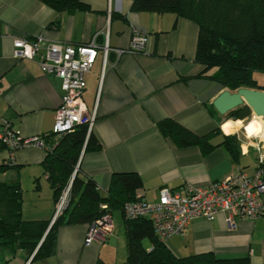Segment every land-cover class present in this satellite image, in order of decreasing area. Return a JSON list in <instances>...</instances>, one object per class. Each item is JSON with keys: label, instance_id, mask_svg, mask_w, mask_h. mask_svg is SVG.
Segmentation results:
<instances>
[{"label": "crops", "instance_id": "obj_1", "mask_svg": "<svg viewBox=\"0 0 264 264\" xmlns=\"http://www.w3.org/2000/svg\"><path fill=\"white\" fill-rule=\"evenodd\" d=\"M133 1L82 0L79 7L58 11L41 0H0V119L10 120L23 137H44L51 134L62 102L61 79L46 74L38 57L16 58L15 40L43 36L46 43L76 45L98 33L100 46L108 35L111 48L127 49L134 28L140 27L150 35L144 52L118 56L111 51L106 64L100 52L86 75L83 97L89 111L97 113L92 131L100 147L82 152L76 172L93 178L103 197L115 173L136 172L142 188L133 197L151 202L159 199L163 187L176 191L187 184L205 186L240 170L255 173L258 152L253 143L228 134L226 124L233 120L224 122L226 115L213 105L223 91L236 90L213 77L216 67L207 69L197 60L198 24L172 12H138L132 9ZM166 119L198 135L210 134L214 147L206 153L203 145L177 146L159 128ZM233 123L237 130L241 127ZM244 129L248 138L254 137L252 130ZM228 135L236 136L239 155L228 147ZM46 156V150L34 144L12 157L2 150L0 181L20 183L23 217L48 222L49 231L58 197L43 164ZM111 216L113 233L91 244L85 243L89 224L63 223L47 257L0 245V264H128L127 222L121 208ZM227 220L226 213L212 221L196 219L167 245L180 256L212 252L218 257L248 256L251 264H264V216L255 221L240 218L234 229ZM145 241L150 249L152 243Z\"/></svg>", "mask_w": 264, "mask_h": 264}, {"label": "trees", "instance_id": "obj_2", "mask_svg": "<svg viewBox=\"0 0 264 264\" xmlns=\"http://www.w3.org/2000/svg\"><path fill=\"white\" fill-rule=\"evenodd\" d=\"M41 1L58 11L82 5V0ZM132 9L138 12H172L195 21L199 26L197 60L207 69L217 68L213 77L223 87L231 90L263 88L257 85L253 72L264 71V0H134ZM245 107L248 106L230 112L226 118H236L232 120L242 126L243 121L237 119ZM158 125L164 136L171 137L179 147L203 145L206 153L214 147L209 142L210 134L198 135L171 119L160 121ZM51 136L46 138L52 151L44 160L45 170L58 199L72 178V196L69 207L49 231L48 222L23 217L20 183L0 181V245L36 251L34 258L47 257L54 251L59 225L91 224L106 212L101 208L103 203L108 205L110 212L119 208L124 212L128 202L138 200L133 193L142 188L138 173L119 172L112 177L108 196L103 197L93 178H84L76 172L82 152L100 147L98 138L87 125H78L58 139ZM236 139V136L228 135L226 143L234 154L239 155ZM2 150H7V147L0 142V152ZM125 220L128 264H251L248 256L218 257L212 252L177 255L167 242L157 236L149 219ZM145 240L152 243L150 249Z\"/></svg>", "mask_w": 264, "mask_h": 264}, {"label": "built area", "instance_id": "obj_3", "mask_svg": "<svg viewBox=\"0 0 264 264\" xmlns=\"http://www.w3.org/2000/svg\"><path fill=\"white\" fill-rule=\"evenodd\" d=\"M129 48H111L109 36L103 46L98 44L99 34L82 44H65L61 42L46 43L43 36L36 41L19 38L14 41V55L19 59L39 58L42 70L61 79L63 90L62 102L57 110L56 121L51 134L46 136L23 137L15 130L8 119H0V142L5 144L12 157L23 147L37 145L51 152L47 136L54 139L73 131L78 125H87L89 131L97 119L96 111H89L84 100L87 81L86 75L93 68L99 53L107 63L111 51L118 56L125 52L138 53L146 50L149 33L135 27ZM258 152L255 173L246 170L232 173L222 180L208 185L187 184L180 190L172 191L168 187L160 190L157 201L138 199L128 202L124 207V216L129 220L147 218L152 222L157 236L165 241L184 230L196 219L212 221L221 213L228 215V225L234 229L238 219L248 218L252 221L264 216V139L253 143ZM78 168V167H77ZM76 168V170H77ZM72 182L63 189L57 203L56 220L69 207L72 196ZM106 212L88 225L85 243L91 244L100 235L108 236L114 231L111 212L106 203L101 204Z\"/></svg>", "mask_w": 264, "mask_h": 264}, {"label": "water", "instance_id": "obj_4", "mask_svg": "<svg viewBox=\"0 0 264 264\" xmlns=\"http://www.w3.org/2000/svg\"><path fill=\"white\" fill-rule=\"evenodd\" d=\"M213 105L221 115L248 106L255 116L264 118V90L249 87H242L234 92L225 90L214 100ZM226 120L228 119L224 121Z\"/></svg>", "mask_w": 264, "mask_h": 264}, {"label": "rangeland", "instance_id": "obj_5", "mask_svg": "<svg viewBox=\"0 0 264 264\" xmlns=\"http://www.w3.org/2000/svg\"><path fill=\"white\" fill-rule=\"evenodd\" d=\"M253 78L256 80L257 85L264 87V71L261 70H255L253 72ZM239 119L237 120H242L243 125L236 131L230 132V134H236L238 137H240L244 141H249L252 143L257 142L260 138L264 139V130L263 133L260 134L258 137H251L248 138V133L245 132L244 125H246V131L250 132L252 130L253 124L256 122H261L260 120L264 121L263 117H258L255 116L251 108L245 107L244 109L241 110V112L238 115ZM226 119V116H224L223 120ZM231 119H236V118H231ZM222 120V121H223ZM220 130H222L220 128ZM145 244H148L147 241H145Z\"/></svg>", "mask_w": 264, "mask_h": 264}, {"label": "bare ground", "instance_id": "obj_6", "mask_svg": "<svg viewBox=\"0 0 264 264\" xmlns=\"http://www.w3.org/2000/svg\"><path fill=\"white\" fill-rule=\"evenodd\" d=\"M226 130L228 132L236 131L237 126L235 123H233V121H228L226 124ZM263 130H264V127L262 126L261 122H256L253 124L252 132H253L254 137H258L260 134H262Z\"/></svg>", "mask_w": 264, "mask_h": 264}]
</instances>
